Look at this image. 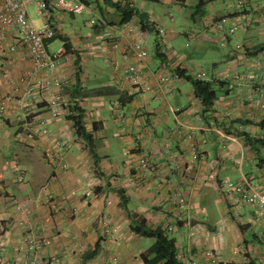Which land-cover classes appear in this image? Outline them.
<instances>
[{
    "label": "crops",
    "instance_id": "obj_1",
    "mask_svg": "<svg viewBox=\"0 0 264 264\" xmlns=\"http://www.w3.org/2000/svg\"><path fill=\"white\" fill-rule=\"evenodd\" d=\"M79 1L86 5L79 14L50 11L49 20L62 44L50 50L51 40L48 51L63 47L68 57L60 58L54 71L43 68L26 84L20 77L32 69L27 43L20 41L15 51L0 54V102L7 94L11 96L0 110V264L35 260L144 264L142 254L155 239L134 233L131 215L144 218L149 228L166 230L175 240L182 264H264V212L221 184L224 178L246 180L264 190V109L245 98L246 85L231 92L217 87V98L207 112L185 78L172 80V93L166 96L141 91L122 78L126 61L121 55L136 39L134 33L125 31V24L138 22V15L120 23L115 7L104 0ZM111 1L130 2L156 30L162 25L151 2L161 8L174 5L181 11L194 0ZM214 1L220 0H196L191 5L190 17L199 20L198 32H204L193 38L226 48L233 36L225 31L231 23L224 36L211 26L222 17L236 20L241 9L236 6L235 12H229L226 5L214 6ZM205 3H209L208 10ZM33 9V15L29 14L40 25L43 18ZM82 13L90 19L82 22ZM249 14L255 15L256 22L264 21L263 6L251 7ZM155 30H147L145 36L146 60L138 62L132 53L128 58L150 85H155L158 71L181 70L190 75L203 69L218 75L228 69L231 46L222 50V59L205 50L203 58L211 57L213 65L204 68L195 61L198 53L188 50L190 42H179V32L167 30L164 36L170 39L164 48ZM190 32L184 33L188 40ZM151 38L154 55L147 46ZM6 42H12L11 34ZM113 42L118 48H112ZM175 42L176 50L172 48ZM240 43L250 58L264 50V43ZM110 62L118 64V69L113 70ZM220 63L226 64L225 69H218ZM259 69L258 83L264 86ZM55 79L60 80L57 86ZM28 86L33 92L26 99ZM117 99L125 113L123 122L112 107ZM52 102L63 109L57 117L50 111ZM73 104L83 110L91 145L76 133L68 118ZM188 133L200 153L197 159L191 156ZM145 155L153 158L152 169L140 166ZM18 174L22 182L17 181ZM179 192L185 198L182 207L174 203ZM12 199L24 208L17 210ZM104 214L112 220L110 234L103 229ZM195 226L199 230L192 235ZM25 237L47 239L48 244L28 249ZM207 250L214 253L215 262L205 256Z\"/></svg>",
    "mask_w": 264,
    "mask_h": 264
},
{
    "label": "built area",
    "instance_id": "obj_2",
    "mask_svg": "<svg viewBox=\"0 0 264 264\" xmlns=\"http://www.w3.org/2000/svg\"><path fill=\"white\" fill-rule=\"evenodd\" d=\"M34 5L38 16L43 18L40 25H36L32 17L29 14V6ZM236 5L241 9V13L236 20L230 22V17H222L215 21L211 28L224 36L225 27L230 24L228 30L229 34H233L237 29H244L248 27L251 15L249 14L250 2L249 0H236ZM128 7H132L130 2H127ZM52 8H56L62 11L70 12L73 14L81 13L86 5L79 0H55L47 3L45 0H0V54L13 52L16 50L18 42H26L28 45L29 60L32 63V69L22 74L20 81L28 84L29 80L33 78L34 74L46 68L51 72L57 67V63L60 58L66 57L63 47L59 48L56 52L50 53L47 48L49 41L58 37V31L55 26L49 20V14ZM248 10V11H247ZM263 15V14H262ZM91 24L95 23V19L90 20ZM122 31V30H120ZM125 31L134 33L136 39L125 47L122 55L123 60L126 61V65L123 71L122 78L130 82L132 85L140 86L143 92H156L159 96H166L172 93V87L169 86L172 80H181L183 77L177 72H167V70L158 71L154 73L155 85L152 86L147 83L146 76L139 70L138 65L128 60L129 55L132 53L138 62H144L148 57V51L145 46V36L147 30L143 29L140 20L135 23L125 24ZM157 35L163 36L164 30L160 27L156 28ZM12 35V42L6 44L7 35ZM204 32H201V36ZM190 35H193L190 32ZM112 48H118L117 43H112ZM111 63L113 70L118 69V64ZM228 69L223 70L218 75H212L206 70H193L190 76L196 80H213L221 82L224 88L231 92L240 88L242 85L248 87V95L245 98L256 103L261 109H264V86L259 85L258 80L260 78V65L259 61L248 56V51L242 43H238L233 47L231 58L228 62ZM241 67V68H240ZM53 83L57 86L60 84V80L55 79ZM48 83L46 82V85ZM45 85V86H46ZM33 92L32 86L26 88V99H29ZM257 96V97H256ZM10 95H6L1 99L0 110L4 109L5 103L10 99ZM256 97V98H255ZM115 110L116 118L123 122L125 113L120 100H115L112 104ZM50 111L54 117H57L59 112L63 109L59 108L54 102L49 105ZM187 138L189 140V149L193 159H197L200 155L197 147L193 142L191 133H188ZM153 158L145 155L139 160V164L143 169H152ZM179 165L175 164V169L179 170ZM17 181L22 182L23 176L18 174ZM222 187L229 192L241 193L244 203L249 205H256L259 212H264V190L259 186H250L246 180L241 182H233L230 179L224 178L221 180ZM12 204L17 210H22L23 204L16 199H12ZM174 203L176 206L182 207L185 205V198L182 193H176ZM103 229L105 233L110 234L113 230L112 220L104 214L101 217ZM199 230V226H195L192 229V235L195 231ZM24 246L28 249H36L48 244L47 239L40 241H34L31 238L25 237L23 239ZM243 248L240 249L242 251ZM205 256L209 258L211 262H215V256L212 251H205ZM31 264H49L48 260L32 261Z\"/></svg>",
    "mask_w": 264,
    "mask_h": 264
},
{
    "label": "rangeland",
    "instance_id": "obj_3",
    "mask_svg": "<svg viewBox=\"0 0 264 264\" xmlns=\"http://www.w3.org/2000/svg\"><path fill=\"white\" fill-rule=\"evenodd\" d=\"M90 1V0H88ZM194 1H189L188 2V6L183 8L181 11H179L176 6L172 5V6H168L167 8H161L160 6L154 4L151 2V7H153L159 17V23L162 25V28L165 32L164 34H166L167 30H171L173 32H179V42L182 44L184 42L189 41L190 44L188 45V50L194 51V53H198L199 58H197L195 61L197 62L198 66L201 67H211L213 64L210 62V58L216 55H221V59H222V50L223 52L228 51L229 47L231 46V50L230 53L233 50V47L237 44L240 43L242 41H251L254 44L257 43H264V21H257L256 22V18L255 15L252 16L250 18L251 21H249L248 27L244 28V29H237L234 33L233 36L231 37V43L228 47L226 48H222V47H218L211 45L207 42H202V41H196L193 37L200 38L201 37V32H198L199 29V25L198 22L199 20H193L190 17V13L192 12V7ZM250 6L251 7H256V6H263L264 7V0H250ZM226 5L224 7H226L225 9L229 12H235L237 10L236 8V0H220L218 1H214L213 5L214 6H218V5ZM33 7L31 6L29 8V12L31 15H33ZM204 9L208 10L209 8V3H205L204 4ZM216 8V7H215ZM222 11V9H220ZM90 15L82 13L81 15H79V18H81L83 21L85 22L86 20L90 19ZM78 18V17H77ZM33 19V18H32ZM226 28V27H225ZM249 28V29H248ZM248 29V30H247ZM191 31L193 35H190V39L188 40L186 38V35H184V33H186L187 31ZM247 31V33L244 35L243 31ZM259 30L261 31V33L259 32ZM226 32H229V30H225ZM169 36H159L158 41H160L164 48L168 45V40H169ZM153 38H151V43L148 44V49L150 51L151 54L154 55V47H153ZM62 44L61 39L59 38H55L54 40H52L51 45H50V50H54L56 49L58 46H60ZM180 44V45H181ZM169 47V46H168ZM178 42L173 43L172 48L176 50V48H178ZM170 48V47H169ZM205 50H208L210 52L209 56L211 57H205L203 58V52H205ZM213 55V56H212ZM258 61H259V65L261 66V70L264 76V50L259 52L256 56H254ZM226 64H222L220 63L217 67L218 69H225Z\"/></svg>",
    "mask_w": 264,
    "mask_h": 264
},
{
    "label": "trees",
    "instance_id": "obj_4",
    "mask_svg": "<svg viewBox=\"0 0 264 264\" xmlns=\"http://www.w3.org/2000/svg\"><path fill=\"white\" fill-rule=\"evenodd\" d=\"M109 5H112L121 16L119 22L126 23L131 20L132 16L137 14L140 23L145 30L153 31L150 24L147 22L145 14L140 13L134 8H130L127 5H122L120 2H113L111 0H104ZM157 35V31L155 30ZM65 48L68 44L64 43ZM264 48V45L261 46ZM177 71L183 78L190 81L195 97L199 99L203 106V111L207 112L211 109L214 100L217 98V87L223 86L221 82H215L212 80H196L190 75H184L181 70ZM68 118L73 121L76 133L91 145L92 137L91 134L86 132L83 122V110L76 104L71 107V112ZM132 223L131 228L134 233L155 239V243L142 254V260L144 264H182L177 258V247L174 238L170 237L166 230L161 228H149L145 219L131 215ZM152 255V257H150Z\"/></svg>",
    "mask_w": 264,
    "mask_h": 264
}]
</instances>
